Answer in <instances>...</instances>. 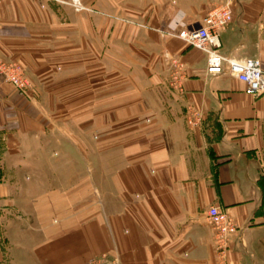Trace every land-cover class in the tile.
Listing matches in <instances>:
<instances>
[{
	"label": "crops",
	"instance_id": "0c3cea01",
	"mask_svg": "<svg viewBox=\"0 0 264 264\" xmlns=\"http://www.w3.org/2000/svg\"><path fill=\"white\" fill-rule=\"evenodd\" d=\"M78 1L0 2L29 82L0 76V264H264V92L209 77L173 28L232 0ZM233 7L219 51L264 67V0ZM212 204L238 226L222 250Z\"/></svg>",
	"mask_w": 264,
	"mask_h": 264
},
{
	"label": "built area",
	"instance_id": "2783aa9c",
	"mask_svg": "<svg viewBox=\"0 0 264 264\" xmlns=\"http://www.w3.org/2000/svg\"><path fill=\"white\" fill-rule=\"evenodd\" d=\"M2 1L0 0V2ZM71 3L75 10L83 8L78 0H71ZM233 15V3L229 1L211 8L199 23L183 25L175 22L173 28L180 25L176 35L206 54L209 77L227 73L243 82L251 93L261 94L264 92V67L261 59L259 57L234 58L225 56L219 51L220 32L232 20ZM169 64L170 86L180 91L184 77L183 65L176 59H171ZM0 76L18 91L24 93L27 90L28 81L19 63L9 62L0 57ZM190 122L195 124L196 120L190 119ZM206 218L214 229L215 243L222 250L238 226L232 217L214 204L207 208ZM91 264L120 263L116 255L103 253L93 257Z\"/></svg>",
	"mask_w": 264,
	"mask_h": 264
},
{
	"label": "rangeland",
	"instance_id": "374dc122",
	"mask_svg": "<svg viewBox=\"0 0 264 264\" xmlns=\"http://www.w3.org/2000/svg\"><path fill=\"white\" fill-rule=\"evenodd\" d=\"M237 1L238 0H232V3L234 2V3H237ZM85 7H83L82 9H80V10H76V11H85ZM90 10V8L89 9H87L86 11L87 12H90L89 11ZM93 11V10H92ZM115 15H116V13H115ZM144 26H145V24H144ZM162 32V31H161ZM167 57V56H166ZM7 61V60H6ZM10 62V61H9ZM21 65V64H20ZM21 67H22V65H21ZM169 68H170V64H168V82H169V80H170V70H169ZM22 70H23V67H22ZM23 73H24V70H23ZM24 75H25V73H24ZM26 76V75H25ZM26 78H27V76H26ZM27 81H28V79H27ZM28 90H29V82H28V87H27V90L23 93V92H20V91H18L19 93H21V94H24V95H26L27 94V92H28ZM263 186H264V183H263ZM103 254V253H102ZM101 255V254H100ZM97 256H99V255H97ZM97 256H94V257H97ZM118 257V256H117ZM118 259H119V257H118ZM119 263H120V260H119Z\"/></svg>",
	"mask_w": 264,
	"mask_h": 264
}]
</instances>
